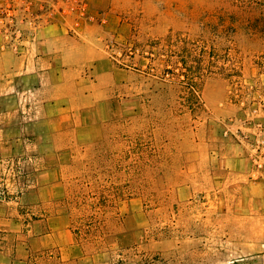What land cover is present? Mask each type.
I'll list each match as a JSON object with an SVG mask.
<instances>
[{
    "label": "rangeland",
    "instance_id": "1",
    "mask_svg": "<svg viewBox=\"0 0 264 264\" xmlns=\"http://www.w3.org/2000/svg\"><path fill=\"white\" fill-rule=\"evenodd\" d=\"M56 9L21 56L99 22ZM125 16L0 99V264H264V0Z\"/></svg>",
    "mask_w": 264,
    "mask_h": 264
},
{
    "label": "crops",
    "instance_id": "2",
    "mask_svg": "<svg viewBox=\"0 0 264 264\" xmlns=\"http://www.w3.org/2000/svg\"><path fill=\"white\" fill-rule=\"evenodd\" d=\"M86 2L91 12L101 14L106 18V23L105 25L99 22L97 24L84 23L80 36L76 37L75 45L72 44L73 37L56 38L54 32L48 29L46 35L41 36L42 41L39 45L42 48L38 52L42 55L39 57H35L34 52L25 58L26 56H18L10 51H0V99L12 92L16 87L17 79L23 74L43 71V76L50 78L49 75H52L51 71L56 66L55 58L50 56V52L55 50V41L60 38H63L61 46H66L70 51L72 46L81 48L86 54L85 62H91V65L101 63L97 56L102 53L99 40L104 36H117L121 35V32H126L128 18L125 14L128 8L137 5V0H86ZM63 40L66 41V45L63 44Z\"/></svg>",
    "mask_w": 264,
    "mask_h": 264
},
{
    "label": "built area",
    "instance_id": "3",
    "mask_svg": "<svg viewBox=\"0 0 264 264\" xmlns=\"http://www.w3.org/2000/svg\"><path fill=\"white\" fill-rule=\"evenodd\" d=\"M60 13L73 11L80 19L106 23V18L90 11L86 0H0V51L21 56L33 43L39 22L53 21Z\"/></svg>",
    "mask_w": 264,
    "mask_h": 264
}]
</instances>
